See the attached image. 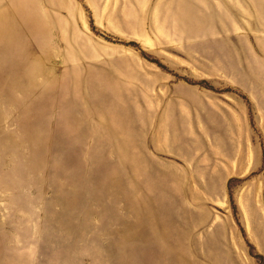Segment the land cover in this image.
Segmentation results:
<instances>
[{
  "label": "rangeland",
  "instance_id": "1",
  "mask_svg": "<svg viewBox=\"0 0 264 264\" xmlns=\"http://www.w3.org/2000/svg\"><path fill=\"white\" fill-rule=\"evenodd\" d=\"M14 1L0 15L27 52H0V264H264V188L238 194L264 175V0H28L34 25ZM189 57L220 77L194 79ZM191 89L244 97L261 147L217 202L188 196V142L158 150L141 124Z\"/></svg>",
  "mask_w": 264,
  "mask_h": 264
},
{
  "label": "crops",
  "instance_id": "2",
  "mask_svg": "<svg viewBox=\"0 0 264 264\" xmlns=\"http://www.w3.org/2000/svg\"><path fill=\"white\" fill-rule=\"evenodd\" d=\"M185 65L194 79L220 77L215 68L204 67L196 57H189ZM164 101L162 109H151L149 120L141 121L152 143L162 150L171 141L176 142L174 148L188 142L190 150L181 174L188 196L194 201L223 200L229 180L251 173L262 160L248 101L232 92L196 89L167 94ZM263 188L264 175H260L241 186L238 194L246 189L261 194Z\"/></svg>",
  "mask_w": 264,
  "mask_h": 264
},
{
  "label": "bare ground",
  "instance_id": "3",
  "mask_svg": "<svg viewBox=\"0 0 264 264\" xmlns=\"http://www.w3.org/2000/svg\"><path fill=\"white\" fill-rule=\"evenodd\" d=\"M13 6L15 7L14 10H17L19 14L24 16V19L29 23L34 25V12L32 10V7L29 5L28 0H15L13 3ZM11 7L8 6L6 10H9ZM13 10V9H12ZM1 12V10H0ZM2 14V13H1ZM6 14L0 15V52L2 50H5L6 52H10L13 54L11 56V62H14V59L17 55L22 56L23 53L27 52L26 51V43L24 36L25 33L17 30V24L16 22H13V20L10 18H6ZM31 25V26H32ZM7 59V55H4L1 58V53H0V62L5 63L3 67L6 65L5 59ZM11 63L3 69L4 71L10 70ZM23 68L24 65H21ZM206 120V119H205ZM251 197L250 194L246 193V196L244 198V207L247 209V212L249 211V202H251ZM258 232V231H257ZM250 233L253 234V238L256 240L257 239V233L254 229H250ZM257 241V240H256ZM259 243V242H258Z\"/></svg>",
  "mask_w": 264,
  "mask_h": 264
}]
</instances>
